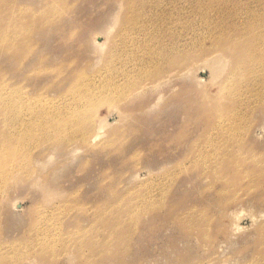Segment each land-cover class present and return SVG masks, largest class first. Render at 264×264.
Masks as SVG:
<instances>
[{
    "label": "rangeland",
    "instance_id": "obj_1",
    "mask_svg": "<svg viewBox=\"0 0 264 264\" xmlns=\"http://www.w3.org/2000/svg\"><path fill=\"white\" fill-rule=\"evenodd\" d=\"M212 1L264 19V0ZM195 2L0 0V264H264V92L262 101L248 87V100L223 97L235 58L225 56L214 81L202 69L215 51L197 45L205 30ZM119 50L143 51L146 92L117 105L98 142L82 143L70 128L45 132L38 117L21 125L37 109L23 101L49 85L38 68L66 64L92 79L119 72L122 62L110 65ZM95 111L108 115L106 105ZM15 123L32 149L28 164L23 150L15 155Z\"/></svg>",
    "mask_w": 264,
    "mask_h": 264
},
{
    "label": "bare ground",
    "instance_id": "obj_2",
    "mask_svg": "<svg viewBox=\"0 0 264 264\" xmlns=\"http://www.w3.org/2000/svg\"><path fill=\"white\" fill-rule=\"evenodd\" d=\"M209 1L207 3L206 0H197V2H195L197 3L196 7H194L195 10L193 11V13L197 11L199 15L197 18L201 17L202 23H204L203 30H205L202 33H197L196 39L198 40V44H196L198 46L201 44V50L203 49V52L211 51V49H213L212 51H215L214 56H211L203 62L202 69L209 68L212 73V78H210L214 81L218 79L225 70V66L227 65V59L225 56L235 58L234 60L236 64H234V67L236 68L232 69H235L236 72L234 75L228 76L232 71L231 69L227 74L228 77H226L225 82L221 84V94L223 97L226 95L227 99L232 101L237 99L238 102H242V99L248 100L249 93H251L243 92L242 89L248 87L252 91V97L255 96V100H259L260 98L257 96L260 92H264V19H259L258 16L260 14L256 13L253 14L255 18L252 17V19H248L247 17L250 15V12L243 9L244 4L237 3L235 5L233 4L234 2L230 3L225 1L224 3L222 2L223 7H217L220 6L219 3L217 5L212 1L209 4ZM216 2H219V0ZM241 2L243 3V1ZM241 5L243 6L240 7ZM251 9L254 10L253 8ZM244 11L248 13V15L246 13L247 16ZM139 13L143 14L139 19V23L146 24L148 22L147 19H151L149 13L147 16L143 11ZM128 22L135 21L131 18ZM141 29L145 31L144 27ZM150 31L151 30L148 29V32ZM206 38H208V41L211 40V48L208 50L205 49V47H203L204 45L201 43V41ZM194 39L192 38L191 40L194 41ZM174 49L176 48H172L171 51L177 53L178 50ZM31 51H33L31 54H35L39 50ZM245 52L246 55L244 56V59L239 57ZM130 53L133 55H130ZM169 53L171 54V52ZM119 54H121V60L113 59L110 62L112 68L121 64V62L123 63V66L119 67L118 73L94 75L92 79H86L87 74L84 72L77 75H71L68 70L65 69L66 64L53 67L51 62H48L38 68L36 71L37 74L40 75L45 73V77L41 78L50 80L48 83L49 85L48 87L45 86V88H43L42 91H39L38 94L36 93L37 95L36 97L34 96V99L30 98L23 101L27 104L30 103V105L36 103L37 109L34 113H31L29 110L30 116L23 117L21 125L23 121L29 118L38 117L40 121L38 128L43 129L45 132L48 131V133L54 134L70 128L75 131L72 133V136L78 135L83 141L82 143L88 141L87 143L91 146L98 142L105 136V128L109 125V123H106L107 118L115 116L116 114L114 111H119L117 105L123 103L125 105L130 104L146 92V73L148 68L140 67L141 60H139V58L142 57L139 55L143 54V51L119 50ZM150 59H152V56L148 55L144 60ZM28 60L29 57L25 59V66L30 65ZM172 60H174V57H171V62ZM190 74H192V70L182 74V76L188 78L190 77ZM207 82H209V80ZM260 101H262V99H260ZM19 103L20 102L18 101L16 106H18ZM103 105L108 107V115L105 118L97 117L95 108ZM235 114L236 109L230 113L229 118L237 117ZM127 120L128 117L123 115L120 117L122 123L119 120L118 121L120 122L119 124H124ZM19 124L17 125L15 123V127L13 125L12 129L13 133L15 128V136L17 138L14 143V149L16 150L15 155L20 158V152L23 150L26 154L23 161L25 164H28L29 162H32V149L30 146L23 147V135H21L22 132L19 129ZM222 124H226V122L222 121L219 125ZM219 125H214L211 129L222 130ZM30 133L31 131L25 133L28 138L31 136ZM69 144L65 149H67ZM104 144L105 141L100 145L102 146ZM81 146L82 147H80L79 150L71 147L72 154L78 153V151L86 148L88 145L85 144ZM215 146L216 144L214 147ZM50 150L53 154H56L58 151V145L55 143L51 144ZM51 155L48 158L52 157ZM33 164L38 168H42L43 166L38 160H35L31 164V167H33ZM57 176L55 173L52 175V182L56 180ZM45 188L48 189V186H45L43 189ZM47 189H45V191ZM17 207H20V205ZM253 220L254 222L257 221L256 219ZM236 229L237 231L242 230L238 227V224Z\"/></svg>",
    "mask_w": 264,
    "mask_h": 264
}]
</instances>
